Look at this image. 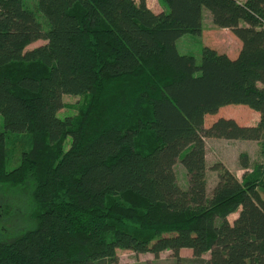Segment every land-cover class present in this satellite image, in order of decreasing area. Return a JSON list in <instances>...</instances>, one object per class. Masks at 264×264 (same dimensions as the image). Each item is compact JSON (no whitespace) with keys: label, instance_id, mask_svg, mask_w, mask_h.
<instances>
[{"label":"trees","instance_id":"trees-1","mask_svg":"<svg viewBox=\"0 0 264 264\" xmlns=\"http://www.w3.org/2000/svg\"><path fill=\"white\" fill-rule=\"evenodd\" d=\"M164 2L0 0V183L29 182L34 221L0 238V264H118L117 248L170 251L157 264H264V0ZM203 9L240 41L235 57L177 50ZM66 94L89 96L79 117L57 116ZM227 105L257 123L221 115ZM6 132L29 136L9 170ZM205 138L254 140L263 160L241 178L212 164L208 195Z\"/></svg>","mask_w":264,"mask_h":264},{"label":"rangeland","instance_id":"rangeland-1","mask_svg":"<svg viewBox=\"0 0 264 264\" xmlns=\"http://www.w3.org/2000/svg\"><path fill=\"white\" fill-rule=\"evenodd\" d=\"M147 6L154 10H167L164 0H146ZM38 19L45 25V18L38 14ZM42 40H37L26 48H32L42 43ZM233 43L227 37V32L221 27L213 24L211 20L210 12L207 9H203L201 13V28L199 34L185 33L176 40V48L182 54L193 55L197 63L200 62L201 50L204 46H209L215 50L221 52L225 48H232ZM89 96L83 95H63V107L57 111V116L60 118L66 116L79 117V111L88 101ZM224 111L220 112L223 115ZM209 117L205 119V123H208ZM0 129H3V119L0 115ZM207 139V138H205ZM70 137L64 140V147L67 149L70 145ZM227 142H221V144H213L210 140H207L206 152L207 157V170L205 169L203 178L206 183L207 194L210 195L212 186L217 179L216 172L210 168L212 164L218 163L219 159L225 160L229 165L233 166L235 148H240L239 145H229ZM258 144V143H257ZM6 146L8 147V159L6 162V169H12L19 161L20 153L24 148L29 146L28 134H16L6 132ZM251 154L255 157L258 154L254 149V145L247 146ZM257 153L256 155L254 154ZM240 153H248L241 151ZM238 154V164L239 155ZM262 156V155H261ZM249 157V155H248ZM221 163V162H220ZM255 164V163H254ZM254 164H251V169ZM243 168V167H242ZM250 169V170H251ZM176 180L179 186L186 189L188 183V175L185 169L177 161L174 165ZM249 170V171H250ZM233 173V172H232ZM240 176V174H239ZM238 176V177H239ZM242 176V175H241ZM241 176L239 178H241ZM237 177V176H236ZM29 183V182H28ZM12 186L6 183H0V238L5 241H11L16 238L20 232L31 228L34 225L32 213V202L30 198V187L27 185ZM260 189V188H259ZM236 216V213L229 215V221H232ZM116 254L118 258V264H157L168 261L170 251L165 250L154 257L150 252L136 253L128 249L117 248ZM182 256H190V250H181Z\"/></svg>","mask_w":264,"mask_h":264},{"label":"crops","instance_id":"crops-1","mask_svg":"<svg viewBox=\"0 0 264 264\" xmlns=\"http://www.w3.org/2000/svg\"><path fill=\"white\" fill-rule=\"evenodd\" d=\"M223 30H225V32H227V37L231 40V42L233 43V47L230 48H225L223 50H220L221 52L226 53L229 57L233 58L237 55L241 43L240 41L227 29V28H222ZM224 111L223 115L227 116V117H232L234 118L238 123L242 124V125H254L257 123L258 119H259V114L258 112L244 106V105H227L224 107H221L219 109V113ZM207 140H210L211 142H213V144H221V142H227L226 144L229 145H239L240 148L236 147L235 152H234V159H233V166L229 165V163L225 162V160L223 159H219L218 162H221L226 168H228L231 172H233L237 177L240 176L245 172V171H249L251 169V164L260 162L263 160V156H261L260 154V149L258 148V144L256 141L254 140H242V139H233V140H228V139H223V138H207L205 139V143L207 146ZM253 144L254 145V149L257 152V148H258V154L254 152V154L257 156H253L249 150V148L247 147L248 145ZM206 146H205V152H206ZM241 151H246L249 155V164L247 168H242L239 166L238 164V154ZM207 153H205V164H206V168L208 166L207 163ZM205 168V169H206ZM207 170V169H206ZM239 176V177H240ZM238 177V178H239ZM216 182V181H215ZM214 182V184H215ZM214 186V185H213ZM212 186V188H213ZM259 195L264 199V189L260 188L258 189ZM185 248L181 249L184 250ZM180 250V252H181ZM189 250V249H186ZM191 252V251H190Z\"/></svg>","mask_w":264,"mask_h":264}]
</instances>
